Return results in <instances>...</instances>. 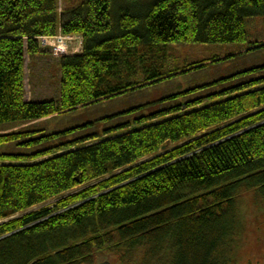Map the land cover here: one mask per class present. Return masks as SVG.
Masks as SVG:
<instances>
[{
    "label": "trees",
    "instance_id": "16d2710c",
    "mask_svg": "<svg viewBox=\"0 0 264 264\" xmlns=\"http://www.w3.org/2000/svg\"><path fill=\"white\" fill-rule=\"evenodd\" d=\"M250 18L264 0H0V129L205 67L167 45L246 44ZM60 34L83 40L58 59L60 96L27 99V57ZM166 97L66 143L79 129L0 133V264H264L245 260L261 240L244 213L252 197L264 216V65Z\"/></svg>",
    "mask_w": 264,
    "mask_h": 264
},
{
    "label": "rangeland",
    "instance_id": "374dc122",
    "mask_svg": "<svg viewBox=\"0 0 264 264\" xmlns=\"http://www.w3.org/2000/svg\"><path fill=\"white\" fill-rule=\"evenodd\" d=\"M74 1L77 0H60V6L64 8L65 5L74 3ZM246 24L249 35V42L246 44L181 43L167 45V54L169 53L171 62H177L181 68L204 60L217 58L215 62H209L205 67L188 69L187 71H183L184 74L178 73V76L174 78L148 85L141 90L121 95L93 106L82 107L64 114L54 115L44 120L35 121L30 125L3 127L0 129V133L13 132L31 125L44 126L47 130L44 134L70 132L71 130L79 129L78 131L67 133L64 137L58 139L57 142H53V145L70 142V140L91 134H102L117 123L126 122V120L131 119L130 116H126L127 118L107 119L128 108L143 105L155 99L167 98L166 96L170 94L186 92L248 69L262 66L264 65V48L249 52L252 48L248 47L253 43L264 42V18H250L246 20ZM61 37L62 41L59 40ZM59 38L54 39V41L49 39V43L47 42V44L41 41V50L44 51V55L36 56L33 61L29 56L27 57V99L48 100L56 99L60 96L58 59L63 56H73L81 53L83 44L81 46L79 43V38L82 40L81 37L70 39L69 37L59 36ZM59 45V50L62 52L56 47ZM236 54L240 55L228 59L230 56ZM54 202H51V204ZM253 203L252 197L244 201V213L249 228L256 233L255 238L261 241L260 247L254 250L251 249L246 254L245 260L257 259V261H263L264 216L263 212L256 215L251 213L256 208L252 206ZM106 257V255H99L101 261H104ZM111 261L113 264H145L142 262L141 257H137L136 260L134 258L126 259L124 262L119 261L117 257H112Z\"/></svg>",
    "mask_w": 264,
    "mask_h": 264
},
{
    "label": "water",
    "instance_id": "95a60500",
    "mask_svg": "<svg viewBox=\"0 0 264 264\" xmlns=\"http://www.w3.org/2000/svg\"><path fill=\"white\" fill-rule=\"evenodd\" d=\"M108 264V263H107Z\"/></svg>",
    "mask_w": 264,
    "mask_h": 264
}]
</instances>
